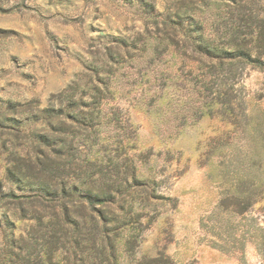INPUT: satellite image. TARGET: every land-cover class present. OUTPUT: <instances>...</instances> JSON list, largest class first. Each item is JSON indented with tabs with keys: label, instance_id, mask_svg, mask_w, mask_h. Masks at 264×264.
<instances>
[{
	"label": "rangeland",
	"instance_id": "obj_1",
	"mask_svg": "<svg viewBox=\"0 0 264 264\" xmlns=\"http://www.w3.org/2000/svg\"><path fill=\"white\" fill-rule=\"evenodd\" d=\"M179 6L0 0V245L6 220L26 231L38 162L51 152L39 137L41 110L80 82L88 92L104 87L101 106L118 120L99 127L78 162L127 159L140 179L110 204L123 198L145 215L124 264L162 255L171 264H264V68L211 71L197 34L174 23ZM211 12L195 14L207 35Z\"/></svg>",
	"mask_w": 264,
	"mask_h": 264
},
{
	"label": "trees",
	"instance_id": "obj_2",
	"mask_svg": "<svg viewBox=\"0 0 264 264\" xmlns=\"http://www.w3.org/2000/svg\"><path fill=\"white\" fill-rule=\"evenodd\" d=\"M178 1L174 23L197 34L200 52L207 58L203 62L211 71H229L235 76L240 64L264 68V0ZM206 10L212 11L211 35L195 15ZM104 91L95 85L88 92L75 82L56 96L57 107L41 110L38 118H43L45 129L39 137L51 152L38 162L40 175L32 183L37 194L28 201L32 214L26 231L18 233L6 220L0 264H124L123 250L133 256L138 245L134 232L143 225L145 215L123 198L116 208L110 204L114 195L127 193L130 179L139 182L134 167L127 159L120 161L111 155L107 163L77 160L78 151L90 148L103 123L118 120L101 106ZM78 141L83 142L81 150ZM125 230L129 231L126 237ZM170 262L162 255L143 256L129 264Z\"/></svg>",
	"mask_w": 264,
	"mask_h": 264
}]
</instances>
